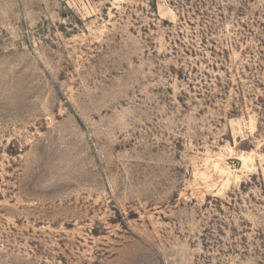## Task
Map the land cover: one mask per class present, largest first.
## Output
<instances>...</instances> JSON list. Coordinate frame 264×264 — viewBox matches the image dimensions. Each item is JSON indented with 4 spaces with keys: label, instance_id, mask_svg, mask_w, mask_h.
Listing matches in <instances>:
<instances>
[{
    "label": "rangeland",
    "instance_id": "1",
    "mask_svg": "<svg viewBox=\"0 0 264 264\" xmlns=\"http://www.w3.org/2000/svg\"><path fill=\"white\" fill-rule=\"evenodd\" d=\"M0 264H264V0H0Z\"/></svg>",
    "mask_w": 264,
    "mask_h": 264
}]
</instances>
